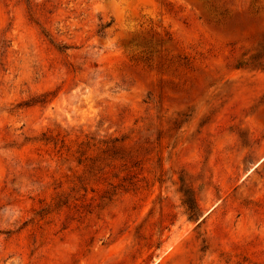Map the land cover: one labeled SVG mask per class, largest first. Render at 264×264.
<instances>
[{
  "label": "rangeland",
  "instance_id": "obj_1",
  "mask_svg": "<svg viewBox=\"0 0 264 264\" xmlns=\"http://www.w3.org/2000/svg\"><path fill=\"white\" fill-rule=\"evenodd\" d=\"M0 264H264V0H0Z\"/></svg>",
  "mask_w": 264,
  "mask_h": 264
},
{
  "label": "trees",
  "instance_id": "obj_2",
  "mask_svg": "<svg viewBox=\"0 0 264 264\" xmlns=\"http://www.w3.org/2000/svg\"><path fill=\"white\" fill-rule=\"evenodd\" d=\"M101 27L103 28L104 26L102 25ZM61 142V148L67 146L64 144V139H62ZM60 150L61 149H59L58 151ZM64 151L67 156L66 159L73 157V161H75L76 163L75 167L81 168L82 173H89L94 169H100V163L109 159V156L112 157L117 154H123L119 156L121 160L123 159L125 161L123 166H126V164L130 162L133 164L131 165V167H133L141 161V159L138 158V155H133L131 151L127 150L122 145V143L118 141L117 138L95 140L91 137L89 139L77 142L73 145H68ZM61 154H63V152H61ZM106 166H109V164L106 163L103 168H105ZM69 170L71 169L69 168ZM81 175L73 174L69 182L74 185V178L80 181V178L82 177ZM92 191L94 190L92 189ZM204 218L205 214L202 215V218H198L196 221L198 222L200 219L203 220Z\"/></svg>",
  "mask_w": 264,
  "mask_h": 264
}]
</instances>
